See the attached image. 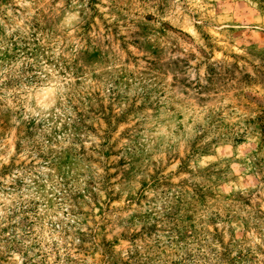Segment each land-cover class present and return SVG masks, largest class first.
Listing matches in <instances>:
<instances>
[{"label": "rangeland", "instance_id": "obj_1", "mask_svg": "<svg viewBox=\"0 0 264 264\" xmlns=\"http://www.w3.org/2000/svg\"><path fill=\"white\" fill-rule=\"evenodd\" d=\"M31 262L264 264V0H0V264Z\"/></svg>", "mask_w": 264, "mask_h": 264}, {"label": "trees", "instance_id": "obj_2", "mask_svg": "<svg viewBox=\"0 0 264 264\" xmlns=\"http://www.w3.org/2000/svg\"><path fill=\"white\" fill-rule=\"evenodd\" d=\"M32 36H34V34H31ZM18 40H20V39H18ZM22 42H23V40H21ZM24 46L21 48V47H17V40L16 39H14L13 40V42H12V45H13V47L14 48H16V49H18V50H20V51H26L27 49H28V42L26 41V40H24ZM26 43H27V45H26ZM26 71H28V72H32L33 71V69H31V68H29V69H27ZM44 76H46L45 75V73H37V71H34V73H32V74H30L29 76H27V78H28V81H32V82H42L43 81V77ZM25 206V205H24ZM23 205H20V207L18 206V208H17V210H18V212H20L19 211V209H21V207L23 208L22 209V212H24V213H28V212H30V211H33V210H28L26 207H24ZM10 214L9 215H6L5 216V219H7L8 220V222L9 221H11L10 219H12V210H10ZM25 219H28V217L26 216V217H24ZM20 224V223H19ZM19 224L17 223V224H15V223H13V224H11V226L13 227V235L16 237V235L19 233V232H21V235H20V241H22L23 240V238H24V236H27L28 234H32V230L30 231V227H31V225H34V221H31V220H29V221H26L25 223H23L22 225H21V228H19V230H18V227H19ZM33 246H35V243H34V241L32 240L31 242H30V244L29 245H27V246H24V249H23V254H26L27 252H28V249L30 250ZM37 255H41L40 253L38 254L37 253ZM42 260H44V259H42ZM25 264H36V263H34V262H31V263H25Z\"/></svg>", "mask_w": 264, "mask_h": 264}]
</instances>
